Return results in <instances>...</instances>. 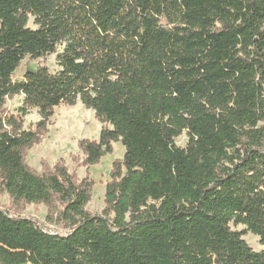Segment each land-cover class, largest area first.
I'll return each instance as SVG.
<instances>
[{
	"label": "trees",
	"instance_id": "1",
	"mask_svg": "<svg viewBox=\"0 0 264 264\" xmlns=\"http://www.w3.org/2000/svg\"><path fill=\"white\" fill-rule=\"evenodd\" d=\"M52 54L56 72L13 81L26 57ZM77 102L103 124L77 142L81 166L125 150L100 214L85 210L93 183L63 160L41 175L24 161L54 109ZM0 189L13 204H60L71 229L0 209V264H100L93 246L123 264H264V0H0Z\"/></svg>",
	"mask_w": 264,
	"mask_h": 264
},
{
	"label": "rangeland",
	"instance_id": "2",
	"mask_svg": "<svg viewBox=\"0 0 264 264\" xmlns=\"http://www.w3.org/2000/svg\"><path fill=\"white\" fill-rule=\"evenodd\" d=\"M34 19L30 18L28 27L35 29ZM62 46L57 47V53L62 50ZM56 54L46 55L37 60L26 57L20 67L14 72L12 79L14 82L22 80L26 69H34L45 66L50 72H56ZM23 96L18 95L7 99L4 110L9 115L17 116L22 106ZM40 117L36 108L29 109L27 115L22 119L23 129L33 130L39 122ZM103 124L95 119L94 112L85 109L77 102L74 106H59L54 109L47 126V133L42 137L39 144L34 145L24 153L25 164L37 174L41 175L47 167L53 166L59 160H63L67 170L73 173L78 180L87 178L93 185L90 191V200L85 206V210L90 214H100L104 208L105 186L111 180L110 172L115 160H121L124 155V148L120 142L112 144V153L101 158L96 165L81 166L82 153L77 148L80 140H98ZM188 138L183 132L175 139V145L184 148ZM0 209L12 217L27 218L36 223L44 231L60 236L67 235L71 229L67 224L60 221L58 217L61 205L54 203L52 209H48L42 204H13L9 196L0 189ZM233 230L241 231L242 226L232 227ZM244 241L255 252L262 251L257 237L247 234L243 236ZM94 252L99 258L100 264H123L120 260L107 256L99 247L93 246Z\"/></svg>",
	"mask_w": 264,
	"mask_h": 264
}]
</instances>
